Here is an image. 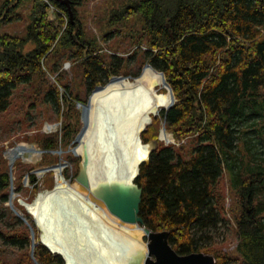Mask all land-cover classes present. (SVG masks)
<instances>
[{
	"label": "trees",
	"instance_id": "1",
	"mask_svg": "<svg viewBox=\"0 0 264 264\" xmlns=\"http://www.w3.org/2000/svg\"><path fill=\"white\" fill-rule=\"evenodd\" d=\"M24 1L30 2L25 34H0V115L30 96L32 106L48 107L56 117L66 108L60 130L30 139L43 151L42 163H57L61 150L63 161L74 162L75 178L80 159L70 149L80 126L75 104L86 102L80 94L128 74L129 59L147 63L163 73L175 99L161 113L165 130L177 140L187 138L178 147L164 145L157 139L156 121L141 132L143 144L157 142L134 180L142 188V226L168 232V243L179 255L202 252L212 255L214 264H264V0H130L109 17L111 24L117 22L112 32L119 37L135 18L125 38L145 49L126 59L104 54L96 42L85 39L76 15L70 19L66 6L54 0L49 1L66 21L60 15L50 21L48 4L39 0H0V22L16 20L15 9ZM27 45L32 48L26 50ZM61 59L73 61L77 78H58L63 93L41 70L42 62L54 71ZM252 132L262 144L255 153L241 140ZM4 168L0 242L16 249L17 257L9 259L0 250V264H65L36 234L35 262L31 258L29 230L5 206L10 178ZM224 173L234 200L230 219ZM13 204L34 228L15 198ZM223 229L236 235V256L221 250L226 237L218 235Z\"/></svg>",
	"mask_w": 264,
	"mask_h": 264
},
{
	"label": "bare ground",
	"instance_id": "2",
	"mask_svg": "<svg viewBox=\"0 0 264 264\" xmlns=\"http://www.w3.org/2000/svg\"><path fill=\"white\" fill-rule=\"evenodd\" d=\"M170 105L161 75L150 67L133 80L116 78L94 91L85 105L86 125L75 148L80 154L81 146H88L90 184L106 178L131 180L148 153L141 130ZM160 138L169 140L166 133ZM36 153V149L20 145L7 150L6 156L14 162ZM64 168L60 165L47 171L53 172L54 190L39 193L27 206L41 239L66 264H110L134 242L128 230L143 234V228L121 225L88 191L68 183Z\"/></svg>",
	"mask_w": 264,
	"mask_h": 264
},
{
	"label": "rangeland",
	"instance_id": "3",
	"mask_svg": "<svg viewBox=\"0 0 264 264\" xmlns=\"http://www.w3.org/2000/svg\"><path fill=\"white\" fill-rule=\"evenodd\" d=\"M129 1L130 0L72 1L74 4V5L72 4V9L75 11H72L71 9V19L73 20L74 16L76 15V19L83 32V37L87 40H92L96 42L98 47L102 48V52L104 54L107 55L115 54L119 58L126 59L132 54H134V52L138 49L136 45L131 46L132 44L130 43V41L127 40V38H125L127 28L131 27L134 24L135 18H132L131 23L127 24V26L121 29V32L124 35L123 37H119L120 35H117L112 32L114 29L116 30L118 28L117 22H113L111 24L109 22V17L111 13L114 12V10L121 8L123 5L129 3ZM48 4H50V6H53L50 1ZM29 6H30L29 1L22 2L20 6L15 9L13 16H17L16 20L7 24H2V22H0V34L9 33L12 35L16 34L18 37H22L25 34V26L29 21L28 18ZM55 9L57 11H54V15H60L64 19V21L68 19V18L66 19L63 12L59 11L57 8ZM48 10H49V5H48ZM68 17L70 18L69 14ZM50 19H53L52 14L50 15ZM110 32H112L113 34H110ZM30 48H32L31 45L26 46V50ZM139 49L143 50L145 48L144 46H141ZM60 62L61 63H58L57 66L53 69L54 71H51L50 69L51 65L48 64V66L50 67L48 68L47 65L41 62V70L44 74L45 80L49 84L55 85L56 88H58V90L63 93L64 90L58 84L57 81L58 78H60V76H63L64 78H66L65 80L68 82L77 81V78L75 77L76 72L73 69L74 64L72 60L70 61L66 59H61ZM145 64L141 66L140 62L136 61L135 59H129V61L127 62L128 68L126 69V72H128V74H121L120 76H112V77H125L130 80H133L134 78L138 77L141 74ZM108 82L109 80L105 83V85ZM92 93L93 91L89 92L88 94L87 93L84 94V92L80 94L81 97L85 96L86 98L85 100L86 102L83 103L84 105L87 104L89 97L91 96ZM15 102L16 101H14V103ZM33 104L34 103L32 101L31 96L28 97L27 101H24L23 99H19L16 106L15 105L11 106V108L7 113H5L4 115H0V169L4 166L5 167L4 169H6L7 167L8 173L10 171L9 169L10 160L6 156L7 150L15 148L20 145L31 147L37 150L36 154H29L27 156L20 157L17 158L14 162H12V166H11L12 182L14 181V183L12 184L13 193L15 188H19L18 189L19 191L17 193H14L13 199L15 198L16 203L18 205H20L17 202L18 199L23 200L27 204H31L39 193L49 192L53 190L55 186L54 176L50 175L47 171H41L43 168H48L58 163H65L66 165L63 170L64 178L71 185L77 184L75 182V178H73L74 162L72 160L66 162L63 161L62 160L63 153L61 152L60 154L57 153L58 155L56 154L57 156L60 155L59 157L61 158V160L59 159L57 163L49 164L51 163L50 161H46L42 163L43 152L42 153L40 152L42 150H40V148L35 142L30 141L31 137L36 133L48 135L50 133L56 132L57 130H60L62 121L64 120V116L62 115V113L66 108H63L61 111V115L59 117H56L55 114L52 112V110L49 109L48 107L42 105L32 106ZM74 109L77 112H79V116H80V120H79L80 126L77 132L78 135L80 130L83 128V124H84L83 120L81 119L82 104L76 103ZM162 111H160L157 114L156 118L152 117L150 124L147 125L145 129H147L148 126L152 125V123H155L156 121L155 123L156 132H158L157 139L161 143H163L164 145H173L175 147H178L180 144H185L187 137L177 140L171 132H168L166 130L165 131L169 137V140L165 141L159 139V134L164 124L161 117ZM20 120L23 121L24 123H19L18 121ZM241 140L244 143H246L247 148H250L251 152L255 153L262 150V144L256 132L242 135ZM76 145L77 143H75L74 146ZM223 182L225 187L226 216L230 219L233 214L231 215V213H229V209L234 206V200L232 197L233 194L231 193L229 188L228 175L225 173L223 175ZM34 187H36L35 191L33 190ZM9 192H10V186H9ZM7 202L5 203V206H7ZM9 210L11 211L10 208ZM16 211L19 214H22L17 209ZM11 213L13 214V216L19 219L14 214V212L11 211ZM30 218L32 220L34 226L33 229L39 242L41 231L40 229L36 228L34 219L31 215ZM21 223L25 227H27L22 221ZM10 224H12V221H10ZM220 232H219L220 234L218 235L219 238L226 237V243H223V245L221 246L222 248L221 250L224 253L228 252L231 256H236L234 252V249L237 244L236 235L233 234L232 232L231 233L224 232V229L220 230ZM0 250L2 251V254L9 259H15L17 257L16 249L3 245L1 242H0ZM29 252H30V245H29ZM235 264H239V261L236 262Z\"/></svg>",
	"mask_w": 264,
	"mask_h": 264
},
{
	"label": "water",
	"instance_id": "4",
	"mask_svg": "<svg viewBox=\"0 0 264 264\" xmlns=\"http://www.w3.org/2000/svg\"><path fill=\"white\" fill-rule=\"evenodd\" d=\"M59 2L60 5H64L67 8L68 14L71 19V0H54ZM145 67H150L149 64H145ZM162 77V84L167 88L171 96V105L175 103L173 93L170 86L167 84L165 77L162 72H159ZM116 78H125V77H111L109 81ZM156 85V84H155ZM102 86H97L93 89V92ZM88 104V102H87ZM86 105V104H85ZM85 105L82 104L81 119L83 120V128L80 130L79 134L75 137L74 143H77L81 133L83 132L86 125L85 117ZM169 108L164 109L166 112ZM157 115H154L153 118H156ZM150 122L147 124L149 125ZM145 131V127L141 132ZM166 133L164 126L162 127L160 134ZM159 134V139L160 138ZM148 153L145 158H143L139 165L143 162L148 161L149 154L154 151L157 147V142L153 141L146 144ZM70 149V152L80 159L77 165V175L75 177V182L79 187L88 191L92 198L99 202L102 206L106 208L110 215L115 217L121 225L129 226H141L143 228V234L138 233L135 230L129 229V236L134 240L132 244H129L121 253V255L114 259L110 264H214L215 259L212 255L205 254L202 252H193L190 254L179 255L173 250V248L168 243V232H153L150 229L142 226V219L138 216L139 205L141 202L142 188H140L135 182V178L138 176L139 168L137 174L129 181H124L117 178H106L96 181L93 185L90 184V173H89V149L87 144L81 146V153L76 154L75 148ZM41 153L43 151H40ZM62 151H57L60 154ZM60 165H66L65 163H58L56 165L50 166L48 168H43L41 171H50ZM12 161H10L9 166V178H10V192L7 202V206L11 209L12 212L28 227L30 233V256L34 260L33 251L34 247L37 244L35 242V232L33 227L28 223L27 219L16 211V208L13 204V189H12V173H11ZM55 188V186H54ZM53 188V190H54ZM50 192V191H49ZM17 202L23 206L26 211L31 215L28 210V205L23 200L18 199ZM34 202V201H33ZM32 202V203H33ZM31 203V204H32ZM32 216V215H31ZM34 219V217H33ZM35 223V220H34ZM36 228H38L35 223ZM39 229V228H38ZM39 243L44 245L52 254L59 255L64 263L66 264L63 256L57 252L50 250L42 241L41 236L39 237Z\"/></svg>",
	"mask_w": 264,
	"mask_h": 264
},
{
	"label": "built area",
	"instance_id": "5",
	"mask_svg": "<svg viewBox=\"0 0 264 264\" xmlns=\"http://www.w3.org/2000/svg\"><path fill=\"white\" fill-rule=\"evenodd\" d=\"M41 2H44V3H46V4H48L49 3V0H40ZM49 5V10H48V19L50 20V21H53L55 18H56V15H54V11H57L53 6H50V4H48ZM52 14V16H53V19H50V15Z\"/></svg>",
	"mask_w": 264,
	"mask_h": 264
}]
</instances>
